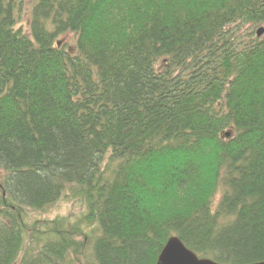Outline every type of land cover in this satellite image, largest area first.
<instances>
[{
    "label": "trees",
    "instance_id": "16d2710c",
    "mask_svg": "<svg viewBox=\"0 0 264 264\" xmlns=\"http://www.w3.org/2000/svg\"><path fill=\"white\" fill-rule=\"evenodd\" d=\"M261 28L264 0H0V264H156L171 237L264 262ZM66 192L82 218L27 219Z\"/></svg>",
    "mask_w": 264,
    "mask_h": 264
},
{
    "label": "rangeland",
    "instance_id": "374dc122",
    "mask_svg": "<svg viewBox=\"0 0 264 264\" xmlns=\"http://www.w3.org/2000/svg\"><path fill=\"white\" fill-rule=\"evenodd\" d=\"M73 41L74 39H72L71 43ZM70 195L71 194L69 192H66L60 200H58L48 211L44 213H38L33 211L29 212L27 214V219H29L30 221H55L57 219H60L73 223L74 220L82 218L85 213L86 203L84 205V202L80 200L79 197L73 198ZM218 198L219 197H217V200Z\"/></svg>",
    "mask_w": 264,
    "mask_h": 264
},
{
    "label": "water",
    "instance_id": "95a60500",
    "mask_svg": "<svg viewBox=\"0 0 264 264\" xmlns=\"http://www.w3.org/2000/svg\"><path fill=\"white\" fill-rule=\"evenodd\" d=\"M264 35V28L257 31V36ZM1 178V171H0ZM158 264H219L209 259H201L187 249L178 238H171L158 259ZM256 264H264L256 263Z\"/></svg>",
    "mask_w": 264,
    "mask_h": 264
},
{
    "label": "bare ground",
    "instance_id": "6f19581e",
    "mask_svg": "<svg viewBox=\"0 0 264 264\" xmlns=\"http://www.w3.org/2000/svg\"><path fill=\"white\" fill-rule=\"evenodd\" d=\"M229 135H230L229 132H225V133L223 134L224 137H229ZM171 238H178V237H171ZM171 238H170V239H171ZM170 239H169V240H170ZM178 239H179V238H178ZM169 240H168V241H169ZM179 240H180V239H179ZM168 241H167V243H168ZM180 241H181V240H180ZM181 242H182V241H181ZM167 243L165 244V246L167 245ZM182 243H183V242H182ZM183 244H184V243H183ZM165 246H164V248H165ZM184 246H185V245H184ZM185 247H186V246H185ZM164 248H163V249H164ZM186 248H187V247H186ZM163 249H162V251H163ZM187 249H188V248H187ZM162 251H161V254H162ZM161 254H160V255H161ZM160 255H159V257H160ZM158 259H159V258H158ZM201 259H203V258H201ZM260 263H262V262H260ZM156 264H158V260H157ZM255 264H256V263H255Z\"/></svg>",
    "mask_w": 264,
    "mask_h": 264
}]
</instances>
